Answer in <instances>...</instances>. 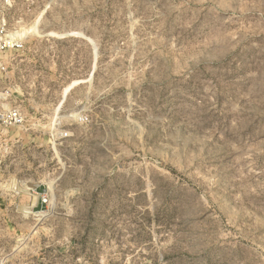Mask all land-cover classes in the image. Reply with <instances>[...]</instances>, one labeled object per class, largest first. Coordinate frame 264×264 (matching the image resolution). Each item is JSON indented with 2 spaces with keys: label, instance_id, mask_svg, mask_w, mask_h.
<instances>
[{
  "label": "rangeland",
  "instance_id": "1",
  "mask_svg": "<svg viewBox=\"0 0 264 264\" xmlns=\"http://www.w3.org/2000/svg\"><path fill=\"white\" fill-rule=\"evenodd\" d=\"M10 3L0 264H264V0Z\"/></svg>",
  "mask_w": 264,
  "mask_h": 264
},
{
  "label": "built area",
  "instance_id": "2",
  "mask_svg": "<svg viewBox=\"0 0 264 264\" xmlns=\"http://www.w3.org/2000/svg\"><path fill=\"white\" fill-rule=\"evenodd\" d=\"M10 7V0H0V53L7 50H19L24 44L23 33L9 29L7 11ZM5 69L6 65L0 61V73H3ZM23 118L19 108L0 105V125L19 126L24 122Z\"/></svg>",
  "mask_w": 264,
  "mask_h": 264
},
{
  "label": "bare ground",
  "instance_id": "3",
  "mask_svg": "<svg viewBox=\"0 0 264 264\" xmlns=\"http://www.w3.org/2000/svg\"><path fill=\"white\" fill-rule=\"evenodd\" d=\"M25 30L29 31V30H32V28L31 27H27Z\"/></svg>",
  "mask_w": 264,
  "mask_h": 264
}]
</instances>
